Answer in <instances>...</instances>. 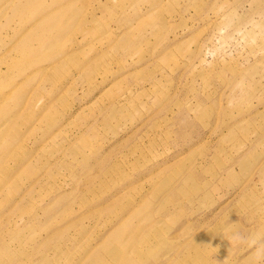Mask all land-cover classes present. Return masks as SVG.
<instances>
[{"label":"rangeland","instance_id":"1","mask_svg":"<svg viewBox=\"0 0 264 264\" xmlns=\"http://www.w3.org/2000/svg\"><path fill=\"white\" fill-rule=\"evenodd\" d=\"M0 264H264V0H0Z\"/></svg>","mask_w":264,"mask_h":264},{"label":"clouds","instance_id":"2","mask_svg":"<svg viewBox=\"0 0 264 264\" xmlns=\"http://www.w3.org/2000/svg\"><path fill=\"white\" fill-rule=\"evenodd\" d=\"M243 238L239 235V234H235L234 236H233V240H235V241H241Z\"/></svg>","mask_w":264,"mask_h":264}]
</instances>
